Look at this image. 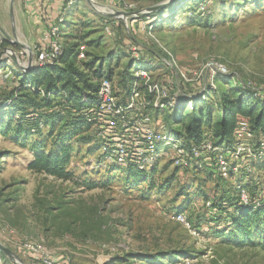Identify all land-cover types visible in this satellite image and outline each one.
Segmentation results:
<instances>
[{
  "label": "rangeland",
  "instance_id": "rangeland-1",
  "mask_svg": "<svg viewBox=\"0 0 264 264\" xmlns=\"http://www.w3.org/2000/svg\"><path fill=\"white\" fill-rule=\"evenodd\" d=\"M66 1L51 26L59 29L71 14L73 24L59 31L68 35L61 42L79 43L89 61L99 60L112 72L116 92L123 89L127 65L139 48L141 61L153 62L147 69L160 83L174 81L176 69L191 80L178 83L182 99H194L202 90L210 94L214 117V103L231 89L216 81V65L264 98V0H176L154 12L150 9L168 0H77L72 8L65 7ZM15 2L0 0V50H9L23 65L50 28L37 34L29 19L13 15L11 21ZM119 3L132 8L123 11ZM114 13L135 15L106 23L104 14ZM17 85L4 79L0 98ZM168 113H150L154 128H177L170 121L174 112ZM188 113L182 111V117ZM2 125L0 246L13 259L0 249V264H40L25 245L39 247L58 264H264L263 248L229 246L216 236L233 213L219 210V200L234 203L235 187L244 186L248 199L250 194L264 202V161L222 180L208 157L197 167L176 168L166 156L157 160L152 174L132 179L107 161L93 137L83 143L75 137L66 170L72 179L62 180L28 169L39 146L52 147L47 130L19 136L14 124ZM203 132V138L212 135L210 128ZM178 214L188 219V227L176 220Z\"/></svg>",
  "mask_w": 264,
  "mask_h": 264
},
{
  "label": "trees",
  "instance_id": "trees-1",
  "mask_svg": "<svg viewBox=\"0 0 264 264\" xmlns=\"http://www.w3.org/2000/svg\"><path fill=\"white\" fill-rule=\"evenodd\" d=\"M69 16L71 17L70 13L58 23L60 32H63L62 29L66 25L73 24L72 21H68ZM103 19L106 23L113 21L109 18ZM60 36L64 39L68 35ZM63 46L64 53L54 64L33 67L23 73L18 68L12 70L18 85L13 87L7 97L0 98V127H3V122L8 128L14 124L19 136L22 133L26 136H41L42 132L47 130L48 135L54 139L52 147L49 151H45L43 146H39L34 152L28 169L57 179L71 180L72 175L66 170L72 152L73 138L76 137L79 139L78 143H83L90 141V137H93L94 142L99 146L91 125L82 111L93 103L99 81L103 78L112 81V72L108 73L102 68L99 60L89 61L87 52H84L86 61L78 60L81 44L76 42L67 44L63 41ZM152 63V61L142 62L141 59L135 60L132 57L124 73L123 90L131 82L135 69L138 67L147 69ZM230 76V74L217 76L216 81L221 79V82L226 83L231 89L219 95L214 103L216 117L209 103L212 96L205 92L204 100L196 99L191 108H184L182 103L184 100L180 98V104L175 108L154 112L156 114L163 111L174 112L171 114L170 121H173L171 125L176 124L177 128L171 131L187 142L201 141L206 127L212 130V135L204 140L210 139L215 146H230L233 141V132L240 121H245L256 137L264 138V98L238 78L231 80ZM214 89H211L212 93L217 91ZM7 101L10 103L5 104ZM184 110L189 112L186 117H182L181 114ZM55 131L60 133L52 135ZM111 164L132 179L150 175L157 168V162L148 171ZM231 173L232 171L229 175ZM218 177L224 180L219 175ZM239 186L241 189L244 187ZM235 188L237 198L233 199L234 203L227 199L219 200V210L231 209L233 213L228 225L223 230L216 231V236L229 246L264 249V202L255 201L256 199L249 194L248 203L243 204L239 198L240 189ZM206 203L210 204L209 201ZM187 222L189 223L188 219Z\"/></svg>",
  "mask_w": 264,
  "mask_h": 264
},
{
  "label": "built area",
  "instance_id": "built-area-1",
  "mask_svg": "<svg viewBox=\"0 0 264 264\" xmlns=\"http://www.w3.org/2000/svg\"><path fill=\"white\" fill-rule=\"evenodd\" d=\"M76 1L67 0L65 7L72 8ZM118 6L123 11L132 8L128 3H119ZM105 29L109 33L108 27ZM60 37L59 29L51 26L35 47L33 59L29 58L28 63L21 65L24 69H19L12 63L13 53L9 50L3 52L0 50V83L6 78L15 80L12 74L15 68L23 73L33 67L54 64L64 53ZM82 50V48L79 50L78 60L85 57ZM134 51L136 53L133 54V58L140 60L142 58L139 55L140 49L135 48ZM216 66L218 75L228 74L223 66ZM177 70L179 69H176L171 78L174 81L162 84L153 78L148 69L138 67L134 70L130 85L121 92H116L111 80L103 78L99 81L93 103L82 113L91 125L96 140L100 143L102 155L107 161L119 167L131 166L148 171L159 158L166 156H169L172 164L178 168L197 167L198 163H204V158L208 157L217 174L227 179L230 171H239L244 165V170L248 171L250 164L264 160V138L256 137L245 121L237 124L230 146H215L210 139L204 138L199 142H187L171 130L154 128L150 113L178 106V99L182 98L178 83L191 81H187L184 74ZM194 76L197 79L199 75ZM195 99L204 100V90L194 99L184 101L192 107ZM9 103L10 101H7L5 104ZM238 188L240 201L247 204L249 201L247 195L240 186ZM206 206L209 207L210 204L206 203ZM176 220L189 226L187 219L181 214L176 216ZM24 249L38 256L40 264H58L48 255L42 254L39 247L25 245Z\"/></svg>",
  "mask_w": 264,
  "mask_h": 264
},
{
  "label": "crops",
  "instance_id": "crops-1",
  "mask_svg": "<svg viewBox=\"0 0 264 264\" xmlns=\"http://www.w3.org/2000/svg\"><path fill=\"white\" fill-rule=\"evenodd\" d=\"M63 1L19 0V2H15L14 7H10V20L12 21L13 15L18 16L20 19H29V26L33 29L34 27L38 29L35 33L45 32V28H50L51 23L60 14Z\"/></svg>",
  "mask_w": 264,
  "mask_h": 264
},
{
  "label": "water",
  "instance_id": "water-1",
  "mask_svg": "<svg viewBox=\"0 0 264 264\" xmlns=\"http://www.w3.org/2000/svg\"><path fill=\"white\" fill-rule=\"evenodd\" d=\"M174 1H176V0H168L167 2H163V3L159 4V5H157V6L153 7V8H151L150 10L153 11V12H154V11H158V10H160L161 8H164V6L170 4L171 2H174ZM134 15H135L134 13H114V14H104V16H107V17H109V18H116V17H119V18H129V17H132V16H134ZM11 60H12V63H13L16 67H18L19 69H24V68L18 63V61L16 60V58H15L14 56L11 57ZM25 69H27V68H25ZM0 249H2V250L5 251V249H4L3 247H1V246H0ZM5 252H6V254L10 257V259H13V258L9 255V252H8V251H5ZM19 264H20V263H19Z\"/></svg>",
  "mask_w": 264,
  "mask_h": 264
},
{
  "label": "bare ground",
  "instance_id": "bare-ground-1",
  "mask_svg": "<svg viewBox=\"0 0 264 264\" xmlns=\"http://www.w3.org/2000/svg\"><path fill=\"white\" fill-rule=\"evenodd\" d=\"M99 9V8H98Z\"/></svg>",
  "mask_w": 264,
  "mask_h": 264
}]
</instances>
